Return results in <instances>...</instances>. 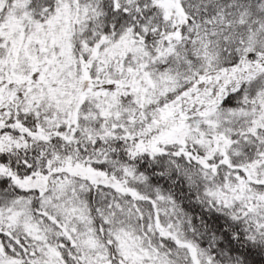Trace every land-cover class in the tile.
<instances>
[{
    "label": "snow or ice",
    "instance_id": "obj_1",
    "mask_svg": "<svg viewBox=\"0 0 264 264\" xmlns=\"http://www.w3.org/2000/svg\"><path fill=\"white\" fill-rule=\"evenodd\" d=\"M0 264H264V0H0Z\"/></svg>",
    "mask_w": 264,
    "mask_h": 264
}]
</instances>
